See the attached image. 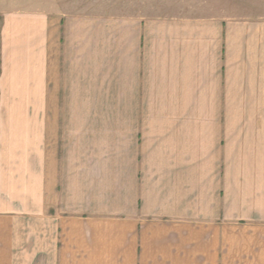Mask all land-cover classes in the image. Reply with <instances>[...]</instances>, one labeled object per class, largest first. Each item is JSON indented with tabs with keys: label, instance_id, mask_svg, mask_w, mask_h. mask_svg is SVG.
<instances>
[{
	"label": "crops",
	"instance_id": "obj_1",
	"mask_svg": "<svg viewBox=\"0 0 264 264\" xmlns=\"http://www.w3.org/2000/svg\"><path fill=\"white\" fill-rule=\"evenodd\" d=\"M54 1L0 0V264H264V9Z\"/></svg>",
	"mask_w": 264,
	"mask_h": 264
},
{
	"label": "rangeland",
	"instance_id": "obj_2",
	"mask_svg": "<svg viewBox=\"0 0 264 264\" xmlns=\"http://www.w3.org/2000/svg\"><path fill=\"white\" fill-rule=\"evenodd\" d=\"M43 0H22V5L43 7ZM42 5V6H41ZM65 14H140L149 18L180 13L206 14L217 11L229 16L264 9V0H57L54 10Z\"/></svg>",
	"mask_w": 264,
	"mask_h": 264
}]
</instances>
